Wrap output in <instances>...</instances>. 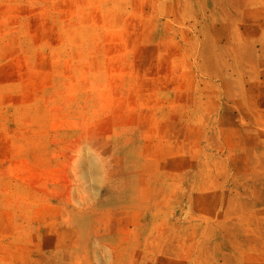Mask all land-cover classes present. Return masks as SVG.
Here are the masks:
<instances>
[{
    "label": "rangeland",
    "instance_id": "rangeland-1",
    "mask_svg": "<svg viewBox=\"0 0 264 264\" xmlns=\"http://www.w3.org/2000/svg\"><path fill=\"white\" fill-rule=\"evenodd\" d=\"M0 264H264V0H0Z\"/></svg>",
    "mask_w": 264,
    "mask_h": 264
}]
</instances>
